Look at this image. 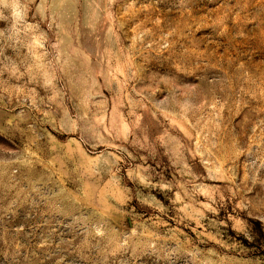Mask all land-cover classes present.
<instances>
[{
  "label": "rangeland",
  "instance_id": "rangeland-1",
  "mask_svg": "<svg viewBox=\"0 0 264 264\" xmlns=\"http://www.w3.org/2000/svg\"><path fill=\"white\" fill-rule=\"evenodd\" d=\"M0 264H264V0H0Z\"/></svg>",
  "mask_w": 264,
  "mask_h": 264
}]
</instances>
